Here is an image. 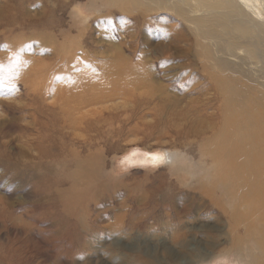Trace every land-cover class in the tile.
<instances>
[{"label": "rangeland", "instance_id": "rangeland-1", "mask_svg": "<svg viewBox=\"0 0 264 264\" xmlns=\"http://www.w3.org/2000/svg\"><path fill=\"white\" fill-rule=\"evenodd\" d=\"M183 14L217 19L218 39ZM0 65V264H244L227 223L211 242L181 213L210 180L205 150L230 143L216 82L264 89L258 19L187 0H0ZM78 169L93 195L53 214L39 181L66 193Z\"/></svg>", "mask_w": 264, "mask_h": 264}, {"label": "bare ground", "instance_id": "bare-ground-1", "mask_svg": "<svg viewBox=\"0 0 264 264\" xmlns=\"http://www.w3.org/2000/svg\"><path fill=\"white\" fill-rule=\"evenodd\" d=\"M187 1L199 11L214 10L218 6L224 9L226 16L241 14L246 15V18L255 17L264 25V0ZM232 1L236 2L237 6L232 5ZM181 16L206 26L203 33L218 39L219 33L214 30L217 19L211 21L209 18H189L184 14ZM229 27L228 24H222L218 30L225 33ZM244 28L253 32L248 25ZM237 29L238 34L243 33L240 26ZM237 46L239 43L235 42L224 47L226 50H234ZM252 48L255 49V45H252ZM252 48L249 47L246 51L251 54ZM251 81L243 83L242 80H236L240 86L234 85L233 81L228 79L225 86L216 82L215 88L221 95L224 110L222 130L230 143L229 146L224 143L221 148L205 150L204 158L212 161L208 170L210 182L205 181L198 184L196 190L192 189L199 195L195 193L183 195L184 199L191 202L192 207L181 214L192 217L193 212H199L198 217H192L190 223H201L199 229H203L202 237L211 242L212 240L219 242L212 231L223 230L222 226L227 223L225 229L228 243L232 245L231 250L237 259L244 264H264V89ZM230 130H234L238 137L245 139L244 142L232 143V137L227 134ZM241 134L247 136H240ZM154 158L158 160L160 157ZM89 178V173H80L79 169L72 172L73 183L66 193L59 189L61 186L59 179L39 181L45 189L54 188L57 191L55 197L51 199L53 214L58 215L61 207L67 208V212L77 213L76 208L82 204L83 197L87 199L93 195L90 185H83L89 183ZM168 202H171V199ZM181 227L182 222L178 224V228ZM179 241L180 239L177 240ZM216 245L217 243H213L209 247L213 248ZM175 257L176 255H173V258Z\"/></svg>", "mask_w": 264, "mask_h": 264}, {"label": "snow or ice", "instance_id": "snow-or-ice-1", "mask_svg": "<svg viewBox=\"0 0 264 264\" xmlns=\"http://www.w3.org/2000/svg\"><path fill=\"white\" fill-rule=\"evenodd\" d=\"M6 71H10V69H5L4 66L0 65V74H3ZM5 77L0 75V87H6Z\"/></svg>", "mask_w": 264, "mask_h": 264}]
</instances>
